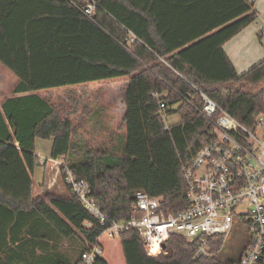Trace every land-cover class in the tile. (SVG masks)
I'll return each mask as SVG.
<instances>
[{
    "label": "trees",
    "instance_id": "1",
    "mask_svg": "<svg viewBox=\"0 0 264 264\" xmlns=\"http://www.w3.org/2000/svg\"><path fill=\"white\" fill-rule=\"evenodd\" d=\"M80 0H0V63L16 78L0 109V264H75L97 243L92 264H237L194 259L195 242L171 235L148 255L132 229L110 237L69 191L32 195L35 139H52L50 157L63 158L85 180L101 209L128 219L134 194L162 197L161 208L188 205L184 170L213 138L211 125L185 99L202 91L242 125L264 114V59L238 74L223 44L255 22L250 0H94L93 19ZM126 78L120 154L86 150L70 117L40 94L52 88ZM176 114L167 127L160 103ZM86 223H89L87 225ZM76 238L77 258L52 248L50 237Z\"/></svg>",
    "mask_w": 264,
    "mask_h": 264
},
{
    "label": "built area",
    "instance_id": "2",
    "mask_svg": "<svg viewBox=\"0 0 264 264\" xmlns=\"http://www.w3.org/2000/svg\"><path fill=\"white\" fill-rule=\"evenodd\" d=\"M85 17L93 19L94 0L72 3ZM199 100L189 94L185 99L211 125L213 138L204 144L184 170L188 205L179 212L161 208L162 197L137 190L131 205L132 215L117 221L101 211L90 194L88 183L78 179L61 158L52 159L61 170L66 185L83 207L110 237L132 229L140 237L148 255L163 250L162 245L178 234L195 242L194 259H215L228 234L234 228H245L248 239L237 258V264H264V115L248 128L221 108L202 91ZM169 107L160 103L167 127ZM262 128V136L256 132ZM41 162L47 159L41 158ZM89 225V223H86ZM156 247L157 251L152 249ZM102 255L95 243L82 251L75 264H92ZM225 261V260H224Z\"/></svg>",
    "mask_w": 264,
    "mask_h": 264
},
{
    "label": "rangeland",
    "instance_id": "3",
    "mask_svg": "<svg viewBox=\"0 0 264 264\" xmlns=\"http://www.w3.org/2000/svg\"><path fill=\"white\" fill-rule=\"evenodd\" d=\"M260 42L264 45V34L260 38ZM1 71L7 73L0 77V99L12 95V87L17 83L16 77L0 63ZM126 84V78H114L97 82H88L85 84H77L72 86H64L41 91L40 94L48 98L60 111H72L71 118L80 121V117H86L98 114V107L101 103L108 105L109 111L102 112V120L94 122L88 118L82 121L84 140L75 150L80 156L88 149L97 153L99 151L115 152L120 154V137L124 135V127L121 123L120 107ZM67 97V98H66ZM67 104V105H65ZM178 116L172 114L168 117V122L177 121ZM264 123V120H263ZM258 137L262 136V128L256 132ZM51 139L36 138L34 149L36 154V162L31 173L32 179V195L44 196L46 194H54L66 197L69 194V188L62 176L61 170L50 162ZM41 158L47 159L41 162ZM61 160L64 161L63 158ZM65 162V161H64ZM52 248L63 255L71 257L72 261L77 258L80 242L76 238H64L56 234L50 237ZM248 239V231L245 228H234L227 236L225 244L220 253L222 261L227 259H237L240 255L245 241Z\"/></svg>",
    "mask_w": 264,
    "mask_h": 264
},
{
    "label": "crops",
    "instance_id": "4",
    "mask_svg": "<svg viewBox=\"0 0 264 264\" xmlns=\"http://www.w3.org/2000/svg\"><path fill=\"white\" fill-rule=\"evenodd\" d=\"M250 1L253 4L254 10L257 11V15H258L257 19L255 20V22L243 28L241 31H239L236 35H234L231 39H229L227 42L223 44V50L227 55V57L229 58V60L231 61V63L233 64L238 74H241L242 72L250 68L252 65L264 59V45H262L260 42L261 41L260 38L264 34V0H250ZM3 75L7 76V73L1 71L0 77H3ZM15 84L16 83H14L13 87L15 86ZM10 96L11 94L0 99V109L2 102L7 97ZM100 106L101 107H98V112H97L98 114H96L97 116L91 115L83 118L80 117V121L71 118L73 120V123L78 127L79 130L78 138L80 143L87 142V140H84L83 138L84 136H86V134L83 133V129L81 128L83 125L82 121H87L88 118H90L94 122H98V121L100 122L102 120L101 116H102V112L104 111V108L105 111H109V108H111L108 107V105L105 103H101ZM124 110H125V105L122 100L120 107V114H121V123L123 124V127L125 129V124L122 122V115L124 113Z\"/></svg>",
    "mask_w": 264,
    "mask_h": 264
},
{
    "label": "bare ground",
    "instance_id": "5",
    "mask_svg": "<svg viewBox=\"0 0 264 264\" xmlns=\"http://www.w3.org/2000/svg\"><path fill=\"white\" fill-rule=\"evenodd\" d=\"M226 111V110H225ZM227 112V111H226ZM228 113V112H227ZM261 115H264V114H261ZM152 251H154V252H156L157 251V248L156 247H154L153 249H152Z\"/></svg>",
    "mask_w": 264,
    "mask_h": 264
},
{
    "label": "water",
    "instance_id": "6",
    "mask_svg": "<svg viewBox=\"0 0 264 264\" xmlns=\"http://www.w3.org/2000/svg\"><path fill=\"white\" fill-rule=\"evenodd\" d=\"M164 247H165V244L162 245V248H164Z\"/></svg>",
    "mask_w": 264,
    "mask_h": 264
}]
</instances>
